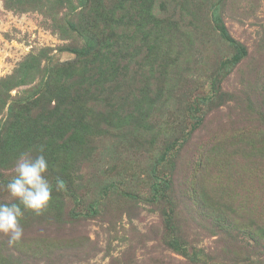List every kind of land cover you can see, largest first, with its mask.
<instances>
[{
	"label": "rangeland",
	"instance_id": "374dc122",
	"mask_svg": "<svg viewBox=\"0 0 264 264\" xmlns=\"http://www.w3.org/2000/svg\"><path fill=\"white\" fill-rule=\"evenodd\" d=\"M40 149L0 264H264V0H0V202Z\"/></svg>",
	"mask_w": 264,
	"mask_h": 264
},
{
	"label": "clouds",
	"instance_id": "9594fccd",
	"mask_svg": "<svg viewBox=\"0 0 264 264\" xmlns=\"http://www.w3.org/2000/svg\"><path fill=\"white\" fill-rule=\"evenodd\" d=\"M48 161L43 149L33 155L31 151L21 152L14 163V175L5 188L9 202H0V235L10 243L19 242L24 235L21 224L25 212L41 216L50 206L53 191L65 189V182L57 177L53 185L48 176Z\"/></svg>",
	"mask_w": 264,
	"mask_h": 264
},
{
	"label": "trees",
	"instance_id": "16d2710c",
	"mask_svg": "<svg viewBox=\"0 0 264 264\" xmlns=\"http://www.w3.org/2000/svg\"><path fill=\"white\" fill-rule=\"evenodd\" d=\"M165 26H168L167 27V30H166V32H165V34H163V35H161V36H154L155 37V39L156 40H153V43L154 44H157L158 43V41L157 40H159V41H162V43H166L167 41H170V40H173V36H174V34H175V30L174 29H172V30H169V29H171L170 27V25H165ZM169 30V31H168ZM223 34H224V36L226 37V38H229L228 36H227V33L225 32V31H223ZM145 38H143V39H147L146 37L147 36H144ZM168 37V38H167ZM77 56H78V58L80 59H82V58H87V56L91 53V51H90V49H88L87 51H73ZM77 62H78V60H77ZM77 62H75L76 64H77ZM79 86H80V84H79ZM80 88H81V86H80ZM64 93H66V92H68L69 90H68V87H66V88H64ZM74 100H76L75 98H74ZM76 102V101H75ZM77 103V102H76ZM115 106H117V104H115ZM56 107L57 108H53L49 113L50 114H54L55 112H57L56 110H59V108H58V105H56ZM118 107V106H117ZM65 109H67V108H65ZM48 110V109H47ZM115 111V110H114ZM120 111V108H118V109H116V111L114 112V117L115 116H117V113ZM43 116H39V117H37L35 120L36 121H47L48 122V120H51L52 118H50V116H47L46 118H42ZM120 117H118V119H119ZM123 119H124V117H123ZM121 120H122V118H121ZM75 125H73V127H74ZM117 126H119V123H117V125H116V127ZM79 140V137H77V139H76V141H78Z\"/></svg>",
	"mask_w": 264,
	"mask_h": 264
}]
</instances>
